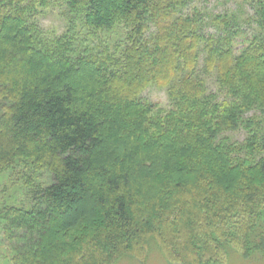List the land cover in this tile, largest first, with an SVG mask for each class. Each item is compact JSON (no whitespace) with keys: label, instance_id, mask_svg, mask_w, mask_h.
Listing matches in <instances>:
<instances>
[{"label":"trees","instance_id":"trees-1","mask_svg":"<svg viewBox=\"0 0 264 264\" xmlns=\"http://www.w3.org/2000/svg\"><path fill=\"white\" fill-rule=\"evenodd\" d=\"M206 2L0 0V170L29 194L0 206L13 264L150 244L183 264L264 259V0ZM52 10L58 35L35 22Z\"/></svg>","mask_w":264,"mask_h":264},{"label":"rangeland","instance_id":"rangeland-1","mask_svg":"<svg viewBox=\"0 0 264 264\" xmlns=\"http://www.w3.org/2000/svg\"><path fill=\"white\" fill-rule=\"evenodd\" d=\"M235 0H207L205 6L215 8L218 12H237V8L234 5ZM200 4L198 5V7ZM244 10V9H243ZM246 10L240 13L242 17L238 22L242 26V30L245 35H251L253 33V27L249 26L242 19L245 17ZM37 22L44 30L54 31L55 35L60 34L64 29V22L58 17L56 12L48 11L45 15L37 16ZM210 31V29H209ZM143 97L149 101H157L162 107H166L168 104L165 88L151 85L147 87L143 93ZM246 134V129L241 128L240 130L231 133L229 136L234 141H241ZM25 173V172H24ZM23 171L12 170H0V206L15 205V206H28L29 194L23 190L22 181L24 178ZM26 176H28L25 173ZM33 179V178H31ZM45 209V207H43ZM48 210V209H47ZM56 218L55 212L48 211L46 217ZM58 218V217H57ZM233 251L225 255L221 262H204L201 264H264V259L258 256L244 257L239 251ZM0 264H13L12 252L8 248L6 241L4 240L3 234L0 230ZM109 264H183L175 260L171 255H166L162 250L159 249L155 244H150L146 254L143 252H129L126 255L119 256L117 259Z\"/></svg>","mask_w":264,"mask_h":264}]
</instances>
